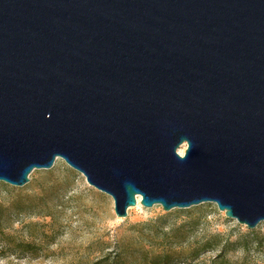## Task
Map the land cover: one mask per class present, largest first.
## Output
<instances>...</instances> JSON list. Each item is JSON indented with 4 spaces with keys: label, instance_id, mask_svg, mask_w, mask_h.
I'll use <instances>...</instances> for the list:
<instances>
[{
    "label": "water",
    "instance_id": "water-1",
    "mask_svg": "<svg viewBox=\"0 0 264 264\" xmlns=\"http://www.w3.org/2000/svg\"><path fill=\"white\" fill-rule=\"evenodd\" d=\"M56 158L117 217L264 221V0H0V180Z\"/></svg>",
    "mask_w": 264,
    "mask_h": 264
},
{
    "label": "rangeland",
    "instance_id": "rangeland-1",
    "mask_svg": "<svg viewBox=\"0 0 264 264\" xmlns=\"http://www.w3.org/2000/svg\"><path fill=\"white\" fill-rule=\"evenodd\" d=\"M28 176L21 186L0 180V264H87L117 249L122 240L135 244L137 231L145 226L135 223L168 212L159 204H138L129 207L125 217H117L111 196L89 185L61 158H56L50 168L33 169ZM174 209L192 213L203 210L207 214V222L196 234L219 231L234 239L255 229L258 235H264V221L248 228L226 217L211 202ZM18 241H31V251L17 247ZM250 248L248 259L264 264V244ZM214 253L208 251L199 258ZM228 255L237 259L242 250L237 248Z\"/></svg>",
    "mask_w": 264,
    "mask_h": 264
},
{
    "label": "trees",
    "instance_id": "trees-1",
    "mask_svg": "<svg viewBox=\"0 0 264 264\" xmlns=\"http://www.w3.org/2000/svg\"><path fill=\"white\" fill-rule=\"evenodd\" d=\"M47 215V214H45ZM203 210L196 213L174 209L156 215L143 223L137 231L135 244L122 240L114 251H107L87 264H257L248 259L250 246L264 244V235L255 229L234 239L219 231L202 230L200 225L207 222ZM35 222H29L32 225ZM16 246L31 251V241H18ZM241 248L242 256L231 259L229 253ZM215 251L214 255L199 258L200 255Z\"/></svg>",
    "mask_w": 264,
    "mask_h": 264
},
{
    "label": "bare ground",
    "instance_id": "bare-ground-1",
    "mask_svg": "<svg viewBox=\"0 0 264 264\" xmlns=\"http://www.w3.org/2000/svg\"><path fill=\"white\" fill-rule=\"evenodd\" d=\"M138 204H140V199L139 198L137 199V204L136 205H138Z\"/></svg>",
    "mask_w": 264,
    "mask_h": 264
}]
</instances>
